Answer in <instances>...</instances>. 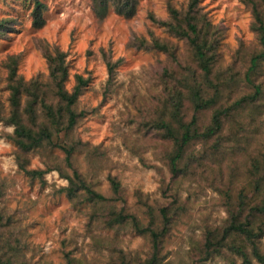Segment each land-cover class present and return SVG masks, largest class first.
<instances>
[{"label": "rangeland", "instance_id": "374dc122", "mask_svg": "<svg viewBox=\"0 0 264 264\" xmlns=\"http://www.w3.org/2000/svg\"><path fill=\"white\" fill-rule=\"evenodd\" d=\"M36 1L0 0V22L7 27L0 33V260L120 264L125 258L138 264L151 255L150 238L130 226L106 227L105 221L112 212L124 211L143 225L153 218L158 226L161 208H168L172 225L162 260L193 264L201 256L205 237L220 233L230 214L238 211L243 188L249 201H259L250 185L264 147V94L257 109L246 105L225 119L220 137L194 142L180 164L183 170L174 176L168 159L172 141L155 123L170 121L180 99L182 116L185 121L190 118L193 108L184 80L193 70L200 71L187 40L175 37L153 18L169 20L170 5L183 11L190 0H139L133 17L111 7L104 19L95 14L92 0H39L45 5L42 28L33 25ZM200 8L220 32L211 81L204 82L206 97L215 93L217 99L200 112L199 126L205 127L216 108L253 92L245 76L261 44L247 0H201ZM155 40L167 43L170 51L154 48ZM45 49L67 54L68 90L75 86L76 75L90 78L77 104V111L86 115L68 136L60 135L62 142L75 147L70 166L60 148L22 152L12 141L14 126L7 121L12 58L25 81L39 78L47 83ZM253 78L264 91V63ZM43 120L41 116L39 121ZM22 167L47 173L33 178ZM75 170L106 201L81 197L75 205L60 192L69 184L65 175L73 176ZM111 178L119 182L118 193ZM260 246L264 251V239ZM222 254L206 264H244L227 249Z\"/></svg>", "mask_w": 264, "mask_h": 264}, {"label": "trees", "instance_id": "16d2710c", "mask_svg": "<svg viewBox=\"0 0 264 264\" xmlns=\"http://www.w3.org/2000/svg\"><path fill=\"white\" fill-rule=\"evenodd\" d=\"M201 0H190L188 7L180 11L169 6V20L163 21L153 18L160 26L175 37L186 39L190 45L197 70L186 74L184 84L187 88V99L191 103L193 113L185 121L182 116V99L174 104L170 115V121L165 118L156 121L157 129L164 131L166 138L172 141L173 147L168 155L169 165L174 176L178 175L183 168L180 166L186 157L188 148L198 140H211L222 133L225 126V119L230 118L232 113L244 109L246 105H254L257 109L264 91L260 83L254 81L253 76L258 68L264 63V0H247L252 5L255 23L253 29L259 37L261 44L260 51L250 59L246 71L245 80L252 85L253 92L250 95L241 97L228 105L216 108L212 114L211 121L205 127L199 126L200 112L210 108L216 103V94L213 97H206L204 82H210V76L214 64L217 61V49L220 41V32L213 26L207 15L201 13ZM139 0H92L95 14L104 19L111 7L115 11L128 18L136 14ZM45 5L37 0L33 9V25L42 28L45 25L43 13ZM7 27L5 22H0V33H4ZM167 43L155 40L153 47L164 52H169ZM45 58L48 64L49 81L43 83L39 78L25 81L19 76L16 69L17 62L12 58L9 74V89L11 91V112L7 118L8 124L14 126L12 141L22 152H31L44 146L60 148L66 153V163L72 165V157L75 147L69 142H62L60 135L68 136L78 124L79 119L86 115L85 112L77 111V104L81 95L90 83V78L83 75H76V84L72 90H68L69 62L67 54L59 49L53 51L45 49ZM109 73L112 74L113 66L109 64ZM198 75V76H197ZM25 101L23 102V99ZM41 112V113H39ZM43 121H39L40 117ZM0 119H3L0 109ZM254 173L256 179L250 185L255 194L252 202L248 200V194L243 188L238 196V211L230 214L227 224L218 234H209L205 237L201 256L193 264H206L217 257L222 256V250L238 255L244 264H253L256 261L264 264V251L260 244L264 239V147L260 159L255 162ZM22 170L33 178H42L46 171L31 170L24 167ZM69 184L60 189L67 198L77 205L81 197L84 201L104 202L106 198L95 191L84 176L77 170L73 176L66 174ZM113 189L116 193L120 191L119 182L111 178ZM161 224L155 225L154 219L148 225H143L140 220L132 214L124 211L112 212L111 218L106 220V227L113 228L117 225L130 226L140 235L148 236L152 244L151 255L138 264H164L161 252L164 247L171 225L172 216L168 208H161ZM71 260L70 256H68ZM120 258H123L121 256ZM69 260V261H70ZM0 260V264H4ZM10 264V260L5 262ZM120 264H130L122 259Z\"/></svg>", "mask_w": 264, "mask_h": 264}]
</instances>
